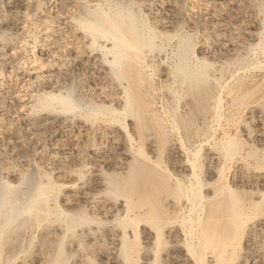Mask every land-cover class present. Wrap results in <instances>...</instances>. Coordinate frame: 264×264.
I'll return each instance as SVG.
<instances>
[{
    "label": "bare ground",
    "instance_id": "6f19581e",
    "mask_svg": "<svg viewBox=\"0 0 264 264\" xmlns=\"http://www.w3.org/2000/svg\"><path fill=\"white\" fill-rule=\"evenodd\" d=\"M52 1L63 8L68 0ZM155 1L162 16L147 22L134 0L78 1L65 17L82 33L76 57L58 65L65 34L59 42L51 15L35 10V23L28 0H0V70L2 56L21 59L7 80L0 73V146L37 145L51 117L70 118L76 133L93 132L82 156L99 160L87 177L0 173V264H264V33L231 32L199 58L191 31L204 28L202 0ZM178 6L188 9L187 32L171 14ZM258 39L260 49L251 44ZM85 54V62L76 60ZM157 65L163 94L150 72ZM85 67L91 82L107 88L92 84L83 99L70 80L83 84ZM12 82L50 85L58 94L15 93L6 104ZM13 115L24 123L21 137L9 128Z\"/></svg>",
    "mask_w": 264,
    "mask_h": 264
},
{
    "label": "rangeland",
    "instance_id": "374dc122",
    "mask_svg": "<svg viewBox=\"0 0 264 264\" xmlns=\"http://www.w3.org/2000/svg\"><path fill=\"white\" fill-rule=\"evenodd\" d=\"M38 0H28V2L30 3L29 4V14H30V16H31V19L36 23V19L35 18H37L39 15H37V14H39V12H42V13H45V16L47 15V16H49V15H51V17H52V20L54 21V23H51V26H53V27H58L57 29H58V31H57V33H58V35H59V37L57 36V39L59 40L63 35L62 34H65L63 37H62V41L61 40H59V45L57 46L58 48H57V50L60 52H58V51H56L57 52V54L55 53L54 54V59H57L56 60V62L58 63L59 62V64L58 65H61V64H66V61L68 60V62L67 63H69L71 60H73V59H75V57H76V55L74 54V51H71V50H74V48H75V44L76 43H78L79 41H80V39H78V38H80V36H82V33H81V31L80 30H78L76 27H75V25H74V23L72 22V21H66L65 20V17L68 15H71V14H73V13H75L76 11H77V8H78V1H89V0H68L66 3H65V6L63 7V8H58V7H56V5H55V2L54 1H52V0H45V5H42V6H40L39 8L37 7V2ZM135 2H136V4L138 3V6L137 5H133V8H135L134 10L138 13V15H139V19L140 20H144V21H146L147 22V20L149 19L148 17H151V16H154V14L155 13H157V14H155V17H161L162 16V11L160 10L161 8H160V6H159V3L158 2H156L155 0H148V3H150V5L147 7L146 5V3L144 2L145 0H134ZM180 4H181V2H183L184 0H177ZM263 1V0H262ZM34 2V3H33ZM133 2V0H131V3ZM260 2H261V0H231V2L230 1H226V0H202V1H199V4H200V8L202 9V19H204V22H203V25H204V28L202 29V28H194V30H192L191 31V35H193V41H194V46H195V50H196V52H197V57H205L206 56V52H207V49H205L206 51H203L204 50V48H210V45H213V46H215L216 48H218L217 46H218V44H219V42H221V40L222 39H224V37L226 36V38L227 37H229V35H230V33L231 32H233L232 34L234 35H236V34H238V33H242V32H244L245 31V33H250V34H252V35H254V36H257L258 34H259V32L261 33V32H263L264 33V6H262L261 4H260ZM92 4H96L97 2H96V0L94 1L93 0V2H91ZM144 4L143 6L141 5V7L139 6V4ZM157 3V4H156ZM146 4V5H145ZM198 4V5H199ZM234 4V5H233ZM3 6V5H2ZM35 6V7H34ZM73 6V7H72ZM4 7V6H3ZM151 7V8H150ZM188 8H189V6H188ZM49 9H50V11H53L54 12V14H53V12H50L49 11ZM55 9V10H54ZM69 9V10H68ZM149 9V10H148ZM3 10L4 11H6V9H4L3 8ZM35 10H38V11H35ZM41 10V11H40ZM47 10V11H46ZM76 10V11H75ZM157 10H158V12H157ZM186 10H188L187 9V7H183V6H181V8H180V6H178L174 11H172V16H173V18L175 19V20H177L179 23H180V25H181V29H183L182 31H184L185 30V32H187L189 29H187V28H189L188 26V24H187V22H186V18H187V12H186ZM47 12H49V13H47ZM73 12V13H72ZM205 12V13H204ZM249 12V13H248ZM252 12V13H251ZM34 13H37V14H35V16H34ZM154 13V14H153ZM33 14V15H32ZM49 14V15H48ZM144 15V16H143ZM158 15V16H157ZM161 15V16H160ZM170 15V14H169ZM249 15V16H248ZM177 16V17H176ZM171 17V16H170ZM218 17V18H217ZM144 18V19H143ZM47 19H48V17H47ZM147 19V20H146ZM217 19V20H216ZM220 20H221V22H220ZM223 20V21H222ZM149 22V21H148ZM244 22V23H243ZM246 22V23H245ZM251 24H253V25H251ZM220 25V26H219ZM225 25H227V26H225ZM244 25H246V29H243V28H245L244 27ZM250 25V26H249ZM34 26L35 25H33V28H34ZM74 26V27H73ZM243 26V27H242ZM186 28V29H185ZM76 29H77V31H76ZM207 29V30H206ZM35 29H31V31L30 32H35L34 31ZM159 30V29H158ZM200 30V31H199ZM159 31H163V30H159ZM69 32V33H68ZM219 32V33H218ZM229 32V33H228ZM25 33V34H24ZM195 33V34H194ZM212 33V34H211ZM216 33V34H215ZM218 33V34H217ZM221 33H222V35H221ZM214 34V35H213ZM223 34H224V36H223ZM231 34V35H232ZM28 35V32L26 31V32H23V33H18L17 35H15V37L13 38V40L12 41H15V40H20V39H22V38H25L26 36ZM62 35V36H61ZM78 35V36H77ZM80 35V36H79ZM28 36H30V35H28ZM61 36V37H60ZM72 36V37H71ZM157 36H158V34H157ZM216 36H218V37H216ZM76 37V38H75ZM223 37V38H222ZM75 38V39H74ZM217 39V41H216V39ZM204 39V40H203ZM75 40H79L78 42L76 41L75 42ZM68 41V42H70L69 44L68 43H66V42ZM203 41H205V42H203ZM208 41V42H207ZM212 41V42H211ZM65 42V43H64ZM75 42V43H74ZM63 44V45H62ZM66 45V47H67V49L65 50L64 48V46ZM71 44V45H70ZM74 44V45H73ZM251 44L252 45H254V47H258V49H260V48H262V41L260 40V39H258V40H254V41H252L251 42ZM258 44V45H257ZM72 46V47H70V46ZM260 45V46H259ZM76 46H77V44H76ZM68 47H70V48H68ZM203 47V48H202ZM63 48V49H62ZM27 49H28V47H27ZM61 49H62V51H61ZM68 49H70V50H68ZM262 49H264V48H262ZM67 50H68V52H67ZM66 51V52H65ZM70 51L72 52L71 54H70ZM22 52V50L20 51V53ZM63 54H62V53ZM155 52H156V50H155ZM202 52V55L200 54ZM205 52V53H204ZM70 56H68L67 54ZM205 55H204V54ZM22 54L23 53H21L20 55L22 56ZM61 54V55H60ZM66 54V55H65ZM200 54V55H199ZM262 54V55H261ZM58 55H60L59 57H58ZM66 57H65V56ZM199 55V56H198ZM5 56H7V57H5ZM56 56L60 59H58V58H56ZM4 59H5V61H6V66L5 67H3V69L2 70H0V73H1V76L2 77H4V79H6L7 80V76L9 75V74H11V68L15 65V64H17L19 61L21 62V59L20 58H18L17 56L16 57H12V56H10V55H4V56H2ZM80 57V56H79ZM82 57V58H81ZM81 57L79 58V59H76V60H82V63L83 62H85L87 59H88V54H85V55H81ZM61 58H62V60H61ZM65 58V59H64ZM72 58V59H71ZM87 58V59H86ZM258 58H259V60L260 61H262L263 63H264V50H262V52L260 53V55L258 56ZM257 58V59H258ZM256 59V60H257ZM18 60V61H17ZM64 60H65V63H63L64 62ZM70 60V61H69ZM255 60V61H256ZM258 60V61H259ZM8 63V64H7ZM95 63V64H94ZM93 63V65H94V67H97V68H100V66H102V62H94ZM88 65H86V64H83V66L84 65H86L87 67L88 66H90L91 65V63H87ZM99 66V67H98ZM162 68L161 66H156V67H154V69H151V74L153 73V78H154V80L156 81V84L158 85H160L159 86V88L161 89L160 90V94H163V91L165 90V88H163V90H162V87L163 86H161V84H160V79H159V77H158V73H159V70H160V68ZM76 69H79V68H81V67H75ZM89 68V67H88ZM89 72V73H88ZM84 74V75H83ZM83 74H81L82 75V79H83V84H85L86 85V88H84L83 90H82V87H84V85L83 84H81V82H78V80L76 81V78H74V79H71L70 80V82L72 81V85H73V87H74V93L78 96V97H80V98H83L84 99V95H83V92L85 91V90H87V87L88 86H91L92 84V86H95L96 88H101L102 86H103V88L105 87V88H107V85H106V83H102V82H99V84L98 83H96V85L94 84V81L93 82H91L92 81V79H90V77H92V74H91V72L90 71H88V69L85 67V72L83 71ZM258 75V74H257ZM85 78V79H84ZM88 78V79H87ZM65 82H67V81H65ZM70 82H67V83H65V84H70ZM75 82V83H74ZM88 82V83H87ZM13 83H15V82H12L11 84H10V86L11 87H14V85L16 86L14 89L13 88H11V87H9V90H8V93H5V95L3 96L4 98H5V103L7 104L9 101H11L12 100V98L13 97H15V96H17L16 94L17 93H19V94H23V95H31V92H32V94H34V91H41V90H43V91H45L46 93H48V92H52V90H53V87H51L50 85L48 86V85H45L44 87L45 88H43V86H38V87H36V85H32V86H29L27 83H25V84H22V83H16V84H14L13 85ZM78 83V84H77ZM18 84L19 85H21V86H19L18 87ZM76 84V85H75ZM90 84V85H89ZM101 84H103V85H101ZM26 85V86H25ZM28 85V86H27ZM75 85V86H74ZM100 85V86H99ZM91 86V87H92ZM99 86V87H98ZM22 87H24V88H22ZM28 89H27V88ZM17 88H19V89H17ZM20 88H21V90H20ZM32 88V89H31ZM35 88V89H34ZM52 90H51V89ZM77 88V89H76ZM24 89V90H23ZM40 89V90H39ZM56 89V88H55ZM54 89V92H52V93H54L55 95L56 94H58V92H57V89L55 90ZM75 89L77 90V91H75ZM19 90V91H18ZM32 90V91H31ZM63 92V90L61 89L60 90V92ZM82 92V95H81V93L80 92ZM78 92V93H77ZM86 92V91H85ZM16 93V94H15ZM82 96V97H81ZM3 109V108H2ZM2 112V113H1ZM3 112L4 111H2L1 109H0V114H3ZM13 117H16L17 119H13ZM31 119H33V118H31ZM65 122H64V121ZM68 122H67V121ZM22 120H20V118H18L17 116H12L11 117V119H9L8 120V125L10 126L9 128L10 129H12V131L14 132V134L15 135H17V136H19V137H21L22 136V131L20 130L21 129V127H23L24 126V123H23V121L21 122ZM36 122L38 121V119H36L35 120ZM49 122H51L50 124H51V126H49L48 128H47V130H48V133H46L47 132V130L45 131V135H44V137H43V139L37 144V145H31V144H29L30 146H31V148H30V146L29 147H27V146H22V148H20V147H12V146H10V145H8V146H5V144H3L4 145V148H3V146L1 147L0 146V157H2L3 158V156H4V153L6 154V156L8 157V159L9 160H6L5 162H3L2 161V163L0 162V166L1 167H8L7 168V172L5 171V170H0V173H1V176H2V174L4 175L5 173H8V172H12L13 174H14V172H15V175H19V176H17L18 178H20L21 177V175L23 176V175H25V174H27L28 172L30 173H36V171H41V172H46L47 170L46 169H50V173H49V171L47 172V174H49L50 175V177L52 178V179H54L55 178V176H57L54 180H56L57 178H58V175H59V172L61 173V172H67V173H71L73 170L74 171H80V172H82L81 173V176L82 175H86V176H84V177H87L88 175H89V168L90 167H92V166H94V164L95 165H98L99 164V160L97 161V160H94V158H92L91 156H90V158H88V157H86V156H82V155H84V153L85 152H82V150H83V148L85 147V146H87L88 144L86 143V140L90 137V136H92V131H90V130H87V131H83V132H77L76 133V128H77V121L76 120H72V119H63V118H60V117H51L50 118V120H49ZM10 123V124H9ZM14 123V124H13ZM21 123V124H20ZM22 123H23V125H22ZM55 123V124H54ZM68 123H70V124H68ZM13 124V125H12ZM54 124V125H53ZM76 125V127H74L75 125ZM68 125H70V126H68ZM18 127V128H17ZM66 127H67V129H66ZM71 127V128H70ZM75 128V129H74ZM67 130V131H66ZM78 131V130H77ZM89 133H91V134H89ZM2 135V134H1ZM60 136V137H59ZM85 136H86V138H85ZM98 136H100V135H96L95 136V138L97 139V140H95V142H98V140L100 141V140H102V141H104V138H101V139H99V137ZM6 138V137H5ZM7 140H9L8 139V137L6 138V139H3L2 141L3 142H5L6 143V141ZM46 140H48V142L46 141ZM50 140V141H49ZM85 141V142H84ZM47 142V144H45ZM77 142V143H76ZM44 143V144H43ZM69 143H70V145H69ZM41 144V145H40ZM43 144V145H42ZM76 145V147H75V145ZM78 144H82L81 145V147L82 148H79L80 147V145H78ZM72 145V146H71ZM77 145H78V147H77ZM32 146H35V148L34 147H32ZM45 146V147H44ZM71 146V147H70ZM11 147V148H10ZM69 147V148H68ZM75 147V148H74ZM10 148V149H9ZM33 148V149H32ZM63 148V149H62ZM68 148V150H66V149ZM73 148H74V150H73ZM86 148L87 147H85L84 148V150H86ZM70 149H72L71 151H73V155H75L76 157H74L73 155H71V157L69 156V154L71 153V151H70ZM77 149V150H76ZM78 149H80L79 151H78ZM7 150H9L8 152H10V153H8L7 152ZM23 150V151H22ZM31 150H32V152H31ZM40 150V151H42V152H38V151ZM20 151V153L17 155V153ZM67 151V152H66ZM14 152V153H13ZM43 152H44V154H43ZM75 152V153H74ZM13 153V154H12ZM38 153V154H37ZM42 153V154H41ZM52 153V154H51ZM63 153V154H62ZM68 154V156L66 155V154ZM76 153H78V154H76ZM80 153V154H79ZM10 154V155H9ZM20 154H22V155H20ZM36 154V155H35ZM40 154V155H39ZM3 155V156H2ZM13 155H16V156H13ZM34 155V156H33ZM42 155V156H41ZM48 156L47 158L46 157H44V156ZM54 156V159H53V156ZM20 156H21V158H20ZM65 156H67V158H69V159H65L66 157ZM72 156L74 157V158H72ZM80 156H82V157H80ZM42 157H44L45 159H43ZM49 157H51L52 159H53V162H54V160L56 159V161H57V159H58V161H60V159H61V161L59 162V163H56V161L54 162V163H52V160L49 158ZM61 157H64L63 159H64V161H65V163L66 164H64V161H62L63 159L61 158ZM87 158V160L86 159H84V158ZM2 158H0V159H2ZM12 158V159H11ZM13 158H15V161H14V159ZM60 158V159H59ZM70 158H71V160H72V162H71V160H70ZM91 158H92V160H91ZM17 159V160H16ZM20 159V160H19ZM39 159V160H38ZM43 159V160H42ZM90 159V160H89ZM48 160H51V161H48ZM79 162H78V161ZM83 160H85V162L83 161ZM8 161V162H7ZM22 163H21V162ZM25 161V162H24ZM46 161H48V162H46ZM57 161V162H58ZM93 161H96V162H92ZM43 163V164H42ZM47 163H48V165H47ZM53 165H52V164ZM63 163V164H62ZM76 163H79V164H76ZM89 163H91V164H89ZM4 164V165H3ZM7 164V165H6ZM28 164V165H27ZM35 164V165H34ZM55 164H56V166H55ZM70 164V165H69ZM74 164V165H73ZM75 164H76V166H79L78 167V170L76 169V167H75ZM88 164V165H87ZM93 164V165H92ZM3 165V166H2ZM6 165V166H5ZM14 165V166H13ZM39 165V166H38ZM41 165H44V167L43 166H41ZM45 165H46V168H45ZM64 165H66V167H67V165L68 166H71L72 165V169H70L69 167H67V169H65L64 167ZM85 165V166H84ZM36 166V167H35ZM37 166H38V168H37ZM48 166V167H47ZM54 166V167H53ZM59 166V167H58ZM64 166V167H63ZM84 166V167H83ZM87 166V167H86ZM17 168V170H16V168ZM56 167V168H55ZM61 167V168H60ZM85 167H86V170H85ZM11 168V169H10ZM29 168V169H28ZM34 168V169H33ZM53 168V169H52ZM60 168V169H59ZM62 168H64V169H62ZM69 168V169H68ZM88 168V169H87ZM2 169V168H1ZM23 169V170H22ZM31 169V170H30ZM57 169V170H56ZM69 172H68V171ZM81 170H83V171H81ZM21 171V172H20ZM25 173H24V172ZM86 173H85V172ZM24 174H23V173ZM27 172V173H26ZM84 172V173H83ZM10 174V173H9ZM78 173H76V172H74V175L73 176H79V175H77ZM6 175H4L3 177H5ZM54 178H53V177ZM72 177L73 179L72 180H75V178H77V177ZM58 180H61L60 178L58 179ZM72 180H70L71 182H72ZM73 188H75V187H73Z\"/></svg>",
    "mask_w": 264,
    "mask_h": 264
}]
</instances>
